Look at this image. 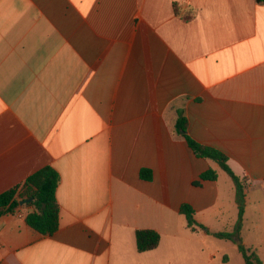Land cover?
<instances>
[{
  "label": "crops",
  "instance_id": "crops-1",
  "mask_svg": "<svg viewBox=\"0 0 264 264\" xmlns=\"http://www.w3.org/2000/svg\"><path fill=\"white\" fill-rule=\"evenodd\" d=\"M178 110L245 195L264 190V3L0 0V193L43 166L60 177L56 232L22 204L0 217V264H174L175 240L202 231L180 206L201 224L220 213L224 173L176 132ZM141 229L156 248L138 252Z\"/></svg>",
  "mask_w": 264,
  "mask_h": 264
},
{
  "label": "trees",
  "instance_id": "trees-1",
  "mask_svg": "<svg viewBox=\"0 0 264 264\" xmlns=\"http://www.w3.org/2000/svg\"><path fill=\"white\" fill-rule=\"evenodd\" d=\"M264 3V0H256ZM174 12L178 14L177 5H174ZM192 17L190 12L184 15L188 20ZM175 129L178 134L185 139L192 153L203 159H210L216 162L219 168L228 176L234 188V203L237 209V215L232 230L229 232L212 233L219 239H226L232 242L240 239L243 217L245 213L246 195L245 190L247 182L244 178L238 176L228 165L227 156L220 150L203 145L192 139L186 131V117L183 110L177 111ZM140 177L144 180L151 178V172L148 169L140 171ZM218 177L217 172L208 168L203 171L198 180L193 182L194 186H199L201 181H214ZM60 177L58 172L51 166H43L30 174L22 183L17 184L0 193V217L15 214L20 208L21 201L27 200L24 204L31 208L25 216V223L32 230L44 236H51L58 229L59 205L56 200V189ZM179 213L186 219V227L191 231L197 229L204 230L209 234V230L194 219L193 208L184 203L179 208ZM136 248L138 252H145L156 248L160 241V235L151 229H141L135 232ZM244 264H263L256 250L240 243L238 245ZM227 260L226 257L223 258Z\"/></svg>",
  "mask_w": 264,
  "mask_h": 264
},
{
  "label": "rangeland",
  "instance_id": "rangeland-1",
  "mask_svg": "<svg viewBox=\"0 0 264 264\" xmlns=\"http://www.w3.org/2000/svg\"><path fill=\"white\" fill-rule=\"evenodd\" d=\"M221 176L222 192L216 207V210L221 212L203 218V225L210 233L205 232L206 234L202 235L204 231L202 230L195 240L183 238L175 240L174 264H244L237 249L240 243L256 250L264 264V190L262 188L255 187L246 191L245 213L239 240L232 242L212 235V233L231 231L237 215L231 183L224 173H221ZM225 182L230 188L224 186ZM230 189L232 198L229 195ZM224 257L227 260H224Z\"/></svg>",
  "mask_w": 264,
  "mask_h": 264
},
{
  "label": "water",
  "instance_id": "water-1",
  "mask_svg": "<svg viewBox=\"0 0 264 264\" xmlns=\"http://www.w3.org/2000/svg\"><path fill=\"white\" fill-rule=\"evenodd\" d=\"M26 201H27V200L21 201L20 204L22 205V204H24Z\"/></svg>",
  "mask_w": 264,
  "mask_h": 264
}]
</instances>
